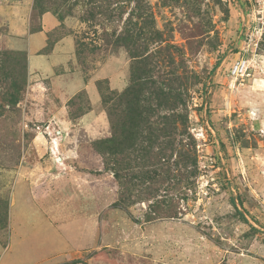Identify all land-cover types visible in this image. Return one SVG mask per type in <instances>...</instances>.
<instances>
[{"label": "rangeland", "instance_id": "1", "mask_svg": "<svg viewBox=\"0 0 264 264\" xmlns=\"http://www.w3.org/2000/svg\"><path fill=\"white\" fill-rule=\"evenodd\" d=\"M0 264H264V0H0Z\"/></svg>", "mask_w": 264, "mask_h": 264}, {"label": "crops", "instance_id": "2", "mask_svg": "<svg viewBox=\"0 0 264 264\" xmlns=\"http://www.w3.org/2000/svg\"><path fill=\"white\" fill-rule=\"evenodd\" d=\"M50 18V21L49 22H47V19H48V16H45L44 17V20H45V22H47V24L49 25V24H54L56 21L55 20H53L51 17H49ZM40 43H42V42H40ZM32 61H31V59H30V63H31ZM36 64H38L37 62H36ZM35 66H33L32 68H34ZM43 68V69H42ZM42 68H39L40 69V71L41 72H43L44 74H49V76L51 75V73L53 72V70L52 69H50V66H43ZM69 89H73V86L71 87V88H69ZM95 94V93H94ZM94 96V95H93ZM95 97V96H94ZM56 120H58V119H56ZM55 120V121H56ZM59 123H61L62 125H63V127H67V126H69V125H65L66 124V121L65 120H63V119H61V120H59ZM62 127V128H63ZM64 130H67L66 128H64ZM39 138L40 137H38L37 139H36V142H37V140H39ZM36 148H38V147H36ZM41 150H43V149H41V148H39V149H37V151L38 152H40ZM83 149L82 148H80V147H78V148H75L71 153H69L68 154V156L69 157H71L72 159H71V161H66V159H62V162L64 163V164H69V165H72V164H74L75 162L78 164V165H80V166H84L85 168H90V162H89V160L91 159L90 157H88V158H85L84 156H83V151H82ZM81 155V156H80ZM93 155V160H96V162H97V160H98V155H97V153H94V154H92ZM92 157V156H91ZM56 162H58V161H56ZM73 162V163H72ZM97 167H99L98 166V162H97Z\"/></svg>", "mask_w": 264, "mask_h": 264}, {"label": "trees", "instance_id": "3", "mask_svg": "<svg viewBox=\"0 0 264 264\" xmlns=\"http://www.w3.org/2000/svg\"><path fill=\"white\" fill-rule=\"evenodd\" d=\"M38 7L42 8L40 4H38V1H37V5L35 6V9L38 10ZM16 55V54H15ZM16 56H21V55H16ZM13 70H17L18 68V62L17 60H12L11 62H6ZM25 76V75H24ZM25 85H26V81H25V78H24V81L22 83V85H19L17 83L14 84L13 88H12V92L9 93V102L14 105L16 104L17 102L20 101L22 95H21V92L24 91L25 89ZM99 86V89L102 90V83H99L98 84Z\"/></svg>", "mask_w": 264, "mask_h": 264}, {"label": "built area", "instance_id": "4", "mask_svg": "<svg viewBox=\"0 0 264 264\" xmlns=\"http://www.w3.org/2000/svg\"><path fill=\"white\" fill-rule=\"evenodd\" d=\"M246 72H247V63L244 60L236 61L230 69V74L235 76H244Z\"/></svg>", "mask_w": 264, "mask_h": 264}]
</instances>
